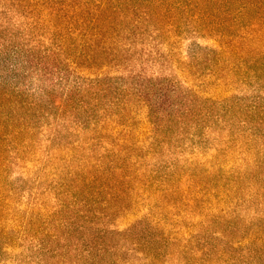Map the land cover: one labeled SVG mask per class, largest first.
I'll use <instances>...</instances> for the list:
<instances>
[{"label": "trees", "instance_id": "obj_1", "mask_svg": "<svg viewBox=\"0 0 264 264\" xmlns=\"http://www.w3.org/2000/svg\"><path fill=\"white\" fill-rule=\"evenodd\" d=\"M0 9L27 20L24 32L38 48L26 50V61L44 70L37 73L40 78L54 75L48 71L50 61L63 60L87 72L101 70L109 61L122 65L127 60L124 43L144 41L147 34L170 42L192 32L213 42L188 63L175 61L197 90H183L178 84L166 92L149 89L142 85L143 74H139L129 76L132 83L128 87L110 92L94 79L87 80L90 88L89 84H76L63 97L47 93L46 107L40 108L26 94L0 84V166L5 151L32 147L28 137L36 131L33 119L50 127L45 119L57 114L56 122L62 128L65 118L84 113L87 117L79 123L83 137L66 146H70L66 155L78 162L75 175V170L70 175L74 179L70 187L76 196L87 199L103 194L104 199L98 202L104 213L97 214L105 216L126 214L138 207L139 201L153 200L147 205L145 220L151 217L155 225L146 222L145 227L129 230L122 238L136 249L142 247V252H136L143 259L160 261L172 258L170 251L187 253L193 248L188 245L192 235L186 245H179L183 235L175 228L183 220L167 218V208L181 212L182 218L186 213L202 218L204 211L228 204V208L235 207L231 212L220 209L218 216L205 217L208 219L200 223L203 236H209L198 242L200 257L194 258V264H212L211 255L218 264H264V218L255 213L254 224L238 226L235 212L264 200V0H0ZM240 88H250L253 94L247 105L234 101L233 96L218 100L202 97L210 92L221 97L222 92ZM144 89L155 94L153 103L144 99ZM113 95L116 97L111 100ZM141 103L151 126L147 147L141 146L138 138L145 134L125 131L131 113ZM209 135L218 147L213 149L212 172L195 168L183 172L174 165L167 168L160 164L148 168L145 159L160 162L165 151L173 150L175 140L194 142V155L204 148ZM230 156L243 165L252 158L251 165L242 171L230 167L221 174ZM194 227L190 225V229ZM212 241H225V247ZM186 262L183 264H190Z\"/></svg>", "mask_w": 264, "mask_h": 264}, {"label": "rangeland", "instance_id": "obj_2", "mask_svg": "<svg viewBox=\"0 0 264 264\" xmlns=\"http://www.w3.org/2000/svg\"><path fill=\"white\" fill-rule=\"evenodd\" d=\"M2 22L6 24L2 25ZM26 22V19L11 17L9 12L4 13L0 9V84L4 89H15L26 94L30 98L29 101L36 103L40 108L46 107L47 93L51 92L63 97L66 90L76 84H89L87 86L90 88L87 80L94 79L100 80L97 83L100 88H109L110 92L123 86L128 87L132 83L130 77L139 74H143L142 85L149 89L153 87L166 92L178 84L183 90H197L193 79L187 78L175 61L188 63L191 57L199 54L204 47L214 45L207 39L196 37L192 32L183 34L170 42L147 34L144 41L129 43V45L124 43L127 47L123 49V57L127 60L122 65L114 60L101 66V70L87 72L74 68L72 64L65 63L63 60L50 61L52 66L42 65L48 66V71H52L54 75L40 78L37 73L44 70H39L34 67V64L29 65L26 61V50L38 48L26 37L27 32L25 33L23 28ZM210 94H204L202 97L218 100L217 97L233 96L234 101L242 105L250 103L253 96L250 88L222 92L221 97L218 93L212 95L210 92ZM143 96L152 103L156 99L155 94L147 89H144ZM114 97L116 95H113L111 100ZM146 113L144 103L135 106L130 115V121L126 124L129 128L125 130L138 135L145 134L138 137L143 147H147L151 142L149 133L151 126L147 123ZM57 116L55 114L54 118L51 116L45 119L51 125L50 127L42 125L36 119L32 120L35 122L36 131L28 137L32 143L31 148L19 151L11 149L1 155L3 163L0 166V264H183V261L190 264L197 263L195 259L198 260L200 257V253L196 251L199 249L197 244L198 242L201 244L203 240L208 239L205 236H209V234L203 236L205 230H201L200 223L206 219L205 217H215L220 209H228L227 212H231L235 208L234 205L228 208V204H225L212 211H204L203 214L206 216L202 218L188 213L185 218H182L184 214L167 208L164 210L169 213L167 218L175 217L183 220L180 223L181 226L177 225L175 228L177 231L181 230L183 235L179 245L181 248L186 245L189 235H192L188 245L190 244L193 248L187 253L175 254L173 251H168L174 256L162 257L160 261L150 262L143 259L136 250L142 252L144 249L142 247L136 249L133 244L122 238L129 230L145 227L146 222L154 223L151 217L148 218L149 221L145 220V216L149 213L147 205L152 204L153 200L139 201L141 204L126 214L106 212L108 216H105L97 214L104 213L102 203L98 202L104 199L103 194L90 199L85 196H76L74 188L70 187L74 180L70 175L78 162L77 159L66 155L70 147L66 146L83 137V130L79 129V123H83L87 116L84 113L82 115L75 113L76 118L64 119L65 124L62 128L56 122ZM209 136L206 145L198 154L192 155L194 142L175 140L171 143L173 150L165 151V154L160 157V162L154 158L144 159L150 169L160 164L167 168L174 165L181 168L183 172H189L188 170L194 168L197 172L203 173L207 170L212 172L210 168L216 156L213 149L218 147L216 142H213V135ZM142 152L144 153V150ZM201 153L207 155L203 157ZM48 154L53 155L54 160L51 161ZM232 158L231 156L227 158L229 161H226V166H222L221 174L227 172L230 167L234 170L241 167L242 171L250 167L252 162L250 158L249 163L243 165L242 162ZM75 173L76 170L74 175ZM216 175L219 176L220 173ZM84 181L87 183L88 180L84 178ZM187 181L188 179L184 181L185 185ZM185 185H182L180 189L184 190ZM188 197L187 195L185 200ZM249 205L248 210H246L248 205H245V209L235 211L239 218L238 226L254 224L255 213L264 218V200L261 204ZM191 224L195 226L194 229H190ZM184 226L189 228L185 229ZM213 230L212 228L211 231ZM167 237L170 239L172 235L169 234ZM215 242H213L215 246L225 247L223 244L225 241ZM215 258L211 255L212 264H218L214 262Z\"/></svg>", "mask_w": 264, "mask_h": 264}]
</instances>
